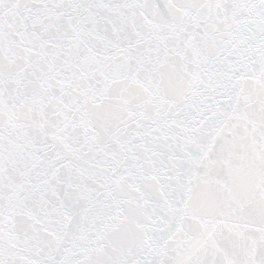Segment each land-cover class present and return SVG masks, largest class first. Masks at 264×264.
<instances>
[{"label":"snow or ice","instance_id":"snow-or-ice-1","mask_svg":"<svg viewBox=\"0 0 264 264\" xmlns=\"http://www.w3.org/2000/svg\"><path fill=\"white\" fill-rule=\"evenodd\" d=\"M0 264H264V0H0Z\"/></svg>","mask_w":264,"mask_h":264}]
</instances>
